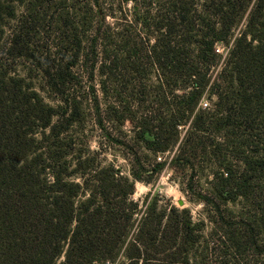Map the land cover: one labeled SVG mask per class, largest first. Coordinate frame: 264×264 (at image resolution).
Segmentation results:
<instances>
[{
    "label": "trees",
    "instance_id": "trees-1",
    "mask_svg": "<svg viewBox=\"0 0 264 264\" xmlns=\"http://www.w3.org/2000/svg\"><path fill=\"white\" fill-rule=\"evenodd\" d=\"M88 109L130 177L64 142ZM166 165L209 235L157 194L131 199ZM226 252L264 264V0H0V264Z\"/></svg>",
    "mask_w": 264,
    "mask_h": 264
},
{
    "label": "rangeland",
    "instance_id": "rangeland-1",
    "mask_svg": "<svg viewBox=\"0 0 264 264\" xmlns=\"http://www.w3.org/2000/svg\"><path fill=\"white\" fill-rule=\"evenodd\" d=\"M115 16L118 18L119 15L117 14ZM109 22H111V20H109ZM216 47L218 48L219 53L223 55L225 54L226 49L223 47L222 44L217 43ZM215 73L216 69L214 71V75ZM85 85V82H83L82 86L84 92H86ZM83 95H85V97H83V100L88 102L86 93H84ZM46 101L48 103L50 102L48 100ZM86 102L85 104H87ZM214 102L215 97L212 96L208 91L202 96L200 100V106L202 109L208 110L213 106ZM204 103L206 104L205 106L202 105ZM89 111L90 109L84 110V112L81 113L82 120L79 124H72L70 127H67L69 129L66 128L67 133L62 135L63 139L66 138L64 142H70V146L75 150L80 151L83 156L94 155L95 160L98 161L102 166L113 165L114 168L119 170L122 175L130 177V164L125 159V157H123V150L118 145H114V142H107L105 140L103 142L100 141L102 140L100 138V133L95 124L93 123L91 112ZM63 126L65 128V125ZM121 128L128 136L131 137V132L129 130L130 128L127 123L124 124V126H122ZM47 132L48 131H46V133ZM113 135L114 137H116L118 133L115 132ZM37 136L39 139L40 135L38 134ZM172 154V151L169 153H165L164 155H162V159H169ZM147 176L146 180L148 182H135L134 193L131 196V199L133 201L141 204L146 194L149 193L151 196L157 194L159 195L160 205L169 202L170 204L178 208L188 209L194 221L203 220V234L204 236L209 235L212 225L205 218L206 209L201 203L188 199V197L184 193V187L182 185L181 179L182 177L179 173L174 172L169 166L166 165L157 176H152L149 179ZM201 178V184L203 186H206L204 178ZM75 179L79 181L78 178ZM227 207L234 213L239 210L238 204L235 205L228 203ZM224 229H226L227 231L231 229V227L228 225V222L225 223ZM208 242V247H212V241L208 239ZM226 254L227 260L225 261L227 264H255L260 260L258 256L255 257L248 254L231 255L232 257L229 256L230 254H228L227 252ZM207 260H211V262H214L215 264H219V262H224V260L220 261V259H215L213 258V256H208ZM125 262L126 260L123 256H120V258L116 259V264H125ZM200 263L201 259H196V261H194L192 264Z\"/></svg>",
    "mask_w": 264,
    "mask_h": 264
},
{
    "label": "built area",
    "instance_id": "built-area-1",
    "mask_svg": "<svg viewBox=\"0 0 264 264\" xmlns=\"http://www.w3.org/2000/svg\"><path fill=\"white\" fill-rule=\"evenodd\" d=\"M218 51V50H217ZM203 106H205L206 104L204 103V104H202ZM100 264H116V261L115 262H112V261H102V262H100Z\"/></svg>",
    "mask_w": 264,
    "mask_h": 264
}]
</instances>
